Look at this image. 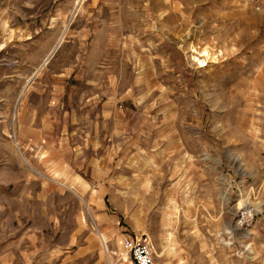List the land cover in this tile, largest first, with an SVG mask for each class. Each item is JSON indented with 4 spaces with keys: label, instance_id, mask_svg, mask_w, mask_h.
Instances as JSON below:
<instances>
[{
    "label": "rangeland",
    "instance_id": "obj_1",
    "mask_svg": "<svg viewBox=\"0 0 264 264\" xmlns=\"http://www.w3.org/2000/svg\"><path fill=\"white\" fill-rule=\"evenodd\" d=\"M124 237L264 264L262 0H0V264Z\"/></svg>",
    "mask_w": 264,
    "mask_h": 264
},
{
    "label": "built area",
    "instance_id": "obj_2",
    "mask_svg": "<svg viewBox=\"0 0 264 264\" xmlns=\"http://www.w3.org/2000/svg\"><path fill=\"white\" fill-rule=\"evenodd\" d=\"M264 3V0H262ZM122 249L133 264H153L152 249L148 242L138 238L124 237Z\"/></svg>",
    "mask_w": 264,
    "mask_h": 264
},
{
    "label": "bare ground",
    "instance_id": "obj_3",
    "mask_svg": "<svg viewBox=\"0 0 264 264\" xmlns=\"http://www.w3.org/2000/svg\"><path fill=\"white\" fill-rule=\"evenodd\" d=\"M205 56H206V61L210 58V56H209V54H205ZM198 61V60H197ZM206 61H200L199 60V62L201 63V64H204Z\"/></svg>",
    "mask_w": 264,
    "mask_h": 264
},
{
    "label": "crops",
    "instance_id": "obj_4",
    "mask_svg": "<svg viewBox=\"0 0 264 264\" xmlns=\"http://www.w3.org/2000/svg\"><path fill=\"white\" fill-rule=\"evenodd\" d=\"M101 238H102V241L105 243V238H103V236H101Z\"/></svg>",
    "mask_w": 264,
    "mask_h": 264
}]
</instances>
